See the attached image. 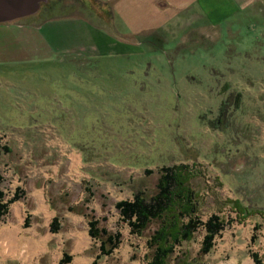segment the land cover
Here are the masks:
<instances>
[{"label": "rangeland", "instance_id": "1", "mask_svg": "<svg viewBox=\"0 0 264 264\" xmlns=\"http://www.w3.org/2000/svg\"><path fill=\"white\" fill-rule=\"evenodd\" d=\"M110 13L96 0H48L38 19L83 16L106 26ZM249 23L256 28L241 38L247 43L237 41L238 31L208 36L181 24L162 30L166 46L154 39L134 54L0 67V147L9 148L0 154V186L8 198L17 187L24 195L0 225L15 222L25 236L50 237L35 253L22 245L26 258L0 248V264H61L65 252L71 254L65 264L91 263L100 254L99 240L88 234L92 214L122 234L97 264H148L147 242L159 222L132 234L115 204L137 191L150 197L159 169L181 163L195 174L190 184L199 194L200 220L218 213L225 229L203 255L201 225L176 246L169 264H264V22ZM248 44L251 51H242ZM88 64L98 82L78 85L72 67L86 72ZM86 94L100 107L89 117H70V101Z\"/></svg>", "mask_w": 264, "mask_h": 264}, {"label": "crops", "instance_id": "2", "mask_svg": "<svg viewBox=\"0 0 264 264\" xmlns=\"http://www.w3.org/2000/svg\"><path fill=\"white\" fill-rule=\"evenodd\" d=\"M97 1L101 2L104 8L111 9L106 26L94 23L83 16L50 17L42 21L38 19L40 10L28 17L0 23V67H25L65 60L90 64L99 59H110L130 52L134 54L139 52L141 45L154 44V39L160 40L166 46L169 37L163 35L165 33L162 30L168 29V26L172 28L178 26L181 29L183 26L181 24L184 26L195 24L198 32L208 36L215 31L218 34L223 31L226 36L238 31L237 41L247 43L249 40L241 38L251 35L249 31L252 29L255 31L256 28L249 22L257 20L259 27H262L259 22H264V16H261L264 0ZM39 20L43 23H39ZM250 45L252 44L241 50L251 51ZM89 64L86 72L80 67H72L73 79L78 85L82 82H98V78L92 76L94 71L92 72V65ZM100 83L104 85L102 91L106 90L105 84L101 81ZM78 85L71 89L78 88ZM84 97L70 101L68 109L70 117H89L92 108L100 105L93 106L95 105L93 98H89L88 94ZM70 146L72 149L82 148L79 145ZM6 199H9L7 195Z\"/></svg>", "mask_w": 264, "mask_h": 264}, {"label": "trees", "instance_id": "3", "mask_svg": "<svg viewBox=\"0 0 264 264\" xmlns=\"http://www.w3.org/2000/svg\"><path fill=\"white\" fill-rule=\"evenodd\" d=\"M2 151L9 152L7 145L0 147ZM153 171L145 169V174L150 175ZM194 172L189 164L165 165L159 169V178L156 183V192L147 197L142 191L134 193L131 199H122L116 202L123 221L129 225L132 234L141 235L150 223L159 222L148 239L147 246L153 249V255L148 259V264H169V258L175 253L177 245L184 241L193 239L194 233L202 225L205 227V235L201 244V254L210 252L215 245L216 237L221 235L225 229V221L218 213L211 214L207 221L202 222L199 214V194L191 186ZM2 176L0 175V185ZM17 187L12 196L6 199L5 191L0 186V219L8 214L11 203L21 199L23 193ZM93 194L91 189H87ZM105 220V218H102ZM28 220L26 221L27 224ZM59 217L55 216L49 224L50 231L55 233L59 230ZM88 234L99 240L98 254L91 263L97 264L102 255H111L121 242L120 231L111 232L95 215L89 216ZM255 262L259 261L256 254H253ZM71 254L65 252L60 259L61 264L69 263Z\"/></svg>", "mask_w": 264, "mask_h": 264}, {"label": "bare ground", "instance_id": "4", "mask_svg": "<svg viewBox=\"0 0 264 264\" xmlns=\"http://www.w3.org/2000/svg\"><path fill=\"white\" fill-rule=\"evenodd\" d=\"M19 205L15 206V210H19ZM26 234V233H25ZM50 239L49 235L39 237L35 232L31 236H25L20 231L19 223L10 222L0 225V248L3 249L8 256H19L26 258L22 245L26 244L31 252L37 251L41 244L46 243ZM6 259V258H5ZM73 264H79L78 258H75ZM242 264H254L251 260H245Z\"/></svg>", "mask_w": 264, "mask_h": 264}, {"label": "water", "instance_id": "5", "mask_svg": "<svg viewBox=\"0 0 264 264\" xmlns=\"http://www.w3.org/2000/svg\"><path fill=\"white\" fill-rule=\"evenodd\" d=\"M48 0H0V23L28 17L41 9Z\"/></svg>", "mask_w": 264, "mask_h": 264}]
</instances>
